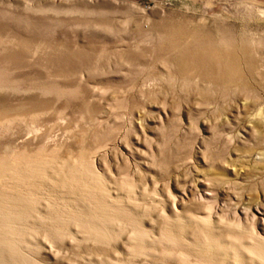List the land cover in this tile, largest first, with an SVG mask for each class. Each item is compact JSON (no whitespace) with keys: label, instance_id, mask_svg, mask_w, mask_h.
<instances>
[{"label":"rangeland","instance_id":"1","mask_svg":"<svg viewBox=\"0 0 264 264\" xmlns=\"http://www.w3.org/2000/svg\"><path fill=\"white\" fill-rule=\"evenodd\" d=\"M0 264H264V0H0Z\"/></svg>","mask_w":264,"mask_h":264}]
</instances>
